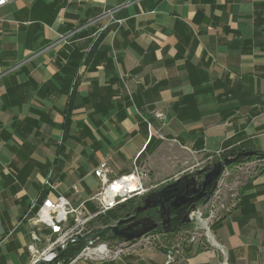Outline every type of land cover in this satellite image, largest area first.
I'll list each match as a JSON object with an SVG mask.
<instances>
[{"label": "crops", "instance_id": "0c3cea01", "mask_svg": "<svg viewBox=\"0 0 264 264\" xmlns=\"http://www.w3.org/2000/svg\"><path fill=\"white\" fill-rule=\"evenodd\" d=\"M242 150L264 152V0L0 7V264H31V220L49 178L52 197L85 201L93 214L94 170L105 159L112 177L137 159L163 183L191 153ZM255 159L259 172L214 223L211 241L176 249L172 264H264V158ZM171 247L154 242L73 264H166Z\"/></svg>", "mask_w": 264, "mask_h": 264}, {"label": "built area", "instance_id": "2783aa9c", "mask_svg": "<svg viewBox=\"0 0 264 264\" xmlns=\"http://www.w3.org/2000/svg\"><path fill=\"white\" fill-rule=\"evenodd\" d=\"M8 1L0 0V7L7 4ZM108 13L111 14V11ZM116 21L121 22V20ZM217 157L222 156L218 153ZM261 165L260 161L255 159L225 167L211 198L206 203L200 202L196 211L193 212L190 224L192 228L186 227L178 232L181 234L180 242L169 249L166 264L174 262L176 251H178L176 249H184L185 244L201 241L203 238L211 241L210 234L213 236L214 223L238 206L245 181L257 174ZM195 171L193 168L191 172ZM94 174L100 178L101 188L92 198L98 204L97 211L93 214H88L85 211V201L75 206L61 193L52 197L51 189L55 185L50 178L45 180L44 188L36 200L39 205L38 210L31 220L37 227V230L32 233L33 242L29 246L32 252L31 264H62L61 261L56 262L60 251L67 249L70 244L79 242L80 236L95 233L104 227L91 225V221L97 216L106 214L130 199L141 198L158 188V185L146 182L148 170L139 165L137 159L134 161L133 170L128 174L112 177L107 159L100 162L94 170ZM48 187L49 191H47ZM156 239L153 232L130 242L115 240V244L102 238L88 239L84 242L85 245L81 251L67 264H73L80 259L118 258L129 249L154 243ZM222 264H228L227 260L225 259Z\"/></svg>", "mask_w": 264, "mask_h": 264}, {"label": "water", "instance_id": "95a60500", "mask_svg": "<svg viewBox=\"0 0 264 264\" xmlns=\"http://www.w3.org/2000/svg\"><path fill=\"white\" fill-rule=\"evenodd\" d=\"M258 154L256 150H242L225 157H217L214 162L195 172L167 181L143 195L133 210L117 222L101 227L95 233L80 236L78 241L107 237L130 242L155 230L177 233L191 224L192 214L198 204L206 203L211 198L226 166ZM148 211H153L155 216L141 215Z\"/></svg>", "mask_w": 264, "mask_h": 264}, {"label": "trees", "instance_id": "16d2710c", "mask_svg": "<svg viewBox=\"0 0 264 264\" xmlns=\"http://www.w3.org/2000/svg\"><path fill=\"white\" fill-rule=\"evenodd\" d=\"M232 153H237V152H232ZM232 153L226 152V153L222 154L221 156L225 157V156H228ZM258 153L259 154L257 156L245 159L243 161L251 160V159H254L256 157H259V158L263 157L264 158V152L258 151ZM208 156H210V154ZM214 160H213V162H214ZM138 202H140V197L130 199L127 202L122 203V204L118 205L116 208L108 211L106 214L97 216L94 220L91 221V225L100 227V226H106V225L114 224L121 217L125 216L124 214L126 212L132 211ZM189 226H190V224L187 226V228ZM155 231L162 232L161 230H155ZM155 231H153V232H155ZM102 239L103 240H119V239H111V238H107V237H103ZM84 245H85L84 242H77V243L70 244L67 247V249L60 251L58 258L56 259V262L61 261L62 264H67L73 257H75L76 254H78L81 251V249L84 247ZM44 264H52V263H44Z\"/></svg>", "mask_w": 264, "mask_h": 264}, {"label": "rangeland", "instance_id": "374dc122", "mask_svg": "<svg viewBox=\"0 0 264 264\" xmlns=\"http://www.w3.org/2000/svg\"><path fill=\"white\" fill-rule=\"evenodd\" d=\"M217 157V156H216ZM215 156H212V157H210V156H198V155H194L193 153H191V157L189 158V162L188 163H185V165H183V168H180L178 171H182V170H184V171H182L180 174H177L176 176H180V175H182V174H185V173H189V172H191L192 170H193V168L195 169V170H197V169H199V168H202V167H204L206 164H208V163H212L213 162V160L216 158ZM148 181H149V183H151V184H160V185H162V184H164L165 182L163 181V183H161L162 182V180L163 179H159V180H154V174H153V172L151 171V170H149V172H148ZM170 176H166L165 178H169ZM175 178V176L172 178V179H174ZM172 179H169L168 181H170V180H172ZM167 182V181H166ZM62 189V188H61ZM127 213V212H126ZM125 213V214H126ZM124 214V215H125ZM190 228H192L191 227V225L189 226V229ZM169 234V233H168ZM153 235H154V237H157V239L155 240V242H161V243H164V241H166V243H168L169 245H171V246H174V245H176L177 243H179L180 242V237H181V234H178V232L176 233V234H173V233H170L169 235H162V233L161 232H157V231H155V232H153ZM110 241V243L111 244H115L116 243V241L115 240H109Z\"/></svg>", "mask_w": 264, "mask_h": 264}, {"label": "flooded vegetation", "instance_id": "af4514ba", "mask_svg": "<svg viewBox=\"0 0 264 264\" xmlns=\"http://www.w3.org/2000/svg\"><path fill=\"white\" fill-rule=\"evenodd\" d=\"M141 215H152V216H155V213L153 211H148V212H145L144 214H141Z\"/></svg>", "mask_w": 264, "mask_h": 264}]
</instances>
